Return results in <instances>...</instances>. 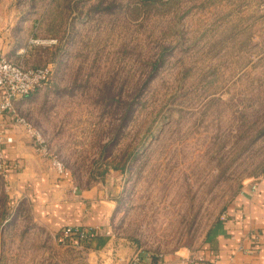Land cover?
<instances>
[{
	"label": "rangeland",
	"instance_id": "rangeland-1",
	"mask_svg": "<svg viewBox=\"0 0 264 264\" xmlns=\"http://www.w3.org/2000/svg\"><path fill=\"white\" fill-rule=\"evenodd\" d=\"M0 58L50 68L15 113L114 202L113 243L93 250L38 228L0 173V264L195 251L264 174V0H0Z\"/></svg>",
	"mask_w": 264,
	"mask_h": 264
},
{
	"label": "crops",
	"instance_id": "crops-1",
	"mask_svg": "<svg viewBox=\"0 0 264 264\" xmlns=\"http://www.w3.org/2000/svg\"><path fill=\"white\" fill-rule=\"evenodd\" d=\"M23 100L15 105L19 108ZM0 133L12 138L1 149L8 163L6 182L13 204L57 239L66 236L65 229L79 228L102 238L103 243L98 245L95 239L87 244L89 248L109 247L114 202L103 192L77 187L59 175L49 154L32 144L11 115L0 116ZM140 257V264H264V174L250 179L232 196L195 251Z\"/></svg>",
	"mask_w": 264,
	"mask_h": 264
},
{
	"label": "built area",
	"instance_id": "built-area-1",
	"mask_svg": "<svg viewBox=\"0 0 264 264\" xmlns=\"http://www.w3.org/2000/svg\"><path fill=\"white\" fill-rule=\"evenodd\" d=\"M51 74L49 67L39 69H24L17 64L11 63L0 58V116L3 114L11 115L15 119L18 126L24 127L26 133L31 139L32 144L40 149L43 153H47V149L43 145L42 135L30 128L23 119L19 118L15 113V103L28 97L37 88L44 84ZM12 142V138L0 133V173L7 176L8 163L3 155L1 145L3 143ZM52 167L61 176L66 173L59 161L51 159ZM255 186L252 190H255ZM66 234L77 237L76 243H87L95 236L92 230L84 231L79 228H67ZM79 237V239H78ZM214 264V263H211Z\"/></svg>",
	"mask_w": 264,
	"mask_h": 264
},
{
	"label": "trees",
	"instance_id": "trees-1",
	"mask_svg": "<svg viewBox=\"0 0 264 264\" xmlns=\"http://www.w3.org/2000/svg\"><path fill=\"white\" fill-rule=\"evenodd\" d=\"M69 239V238H68ZM97 239L98 240V245H100L101 243H103L102 238L98 237V236H94L93 239H91L89 242L85 243V244H89L90 242H92L93 240ZM71 240V239H70Z\"/></svg>",
	"mask_w": 264,
	"mask_h": 264
}]
</instances>
